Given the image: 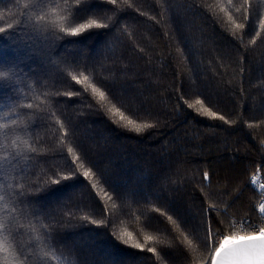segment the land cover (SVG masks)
Instances as JSON below:
<instances>
[{
  "label": "trees",
  "instance_id": "1",
  "mask_svg": "<svg viewBox=\"0 0 264 264\" xmlns=\"http://www.w3.org/2000/svg\"><path fill=\"white\" fill-rule=\"evenodd\" d=\"M0 28V264H211L264 226V0H0Z\"/></svg>",
  "mask_w": 264,
  "mask_h": 264
},
{
  "label": "snow or ice",
  "instance_id": "2",
  "mask_svg": "<svg viewBox=\"0 0 264 264\" xmlns=\"http://www.w3.org/2000/svg\"><path fill=\"white\" fill-rule=\"evenodd\" d=\"M108 3L115 5L117 0H107ZM79 4L80 0H76ZM75 23V17L73 19ZM11 27V26H10ZM93 27H105V25L98 24L95 19H87L85 23H80L78 27H70L67 29L68 33L71 35H77L86 29H91ZM243 27V25H241ZM3 28H0V32H4ZM75 79V77L73 78ZM85 80L88 79L87 76L84 77ZM92 91L96 93L100 101L106 99V93L101 91L99 88L93 86ZM111 111L120 113V109L116 108L113 104ZM223 119V117H221ZM120 119H125L123 113H120ZM13 123H15L13 121ZM133 121L128 120V124H132ZM7 125H0V134H4L2 130L6 128ZM139 131V129H137ZM71 151V149H69ZM77 175L75 169L72 170L71 176H65L63 179H74ZM85 177L89 176V172L85 171L83 173ZM207 177V174H205ZM60 178L54 179L52 183H60ZM95 187V185H93ZM264 188V185H261ZM2 199V197H0ZM259 211L264 213V203L260 204ZM171 218V217H169ZM93 223H96L93 221ZM247 224L248 230L244 232H233L230 235H224L222 239L219 240L218 245L215 240L211 241L214 251L212 252L211 264H264V226H254L251 222H245ZM5 225L0 222V228H4ZM208 234L211 235L210 225L208 227ZM208 241L205 242L207 246ZM2 247V246H0ZM139 247V245H137ZM149 251H153L149 249Z\"/></svg>",
  "mask_w": 264,
  "mask_h": 264
},
{
  "label": "built area",
  "instance_id": "3",
  "mask_svg": "<svg viewBox=\"0 0 264 264\" xmlns=\"http://www.w3.org/2000/svg\"><path fill=\"white\" fill-rule=\"evenodd\" d=\"M249 182L251 186L262 195L261 201L257 205V210L260 214H262L259 211L260 204L264 203V188L261 187V185H264V171L262 169H257L249 179Z\"/></svg>",
  "mask_w": 264,
  "mask_h": 264
}]
</instances>
